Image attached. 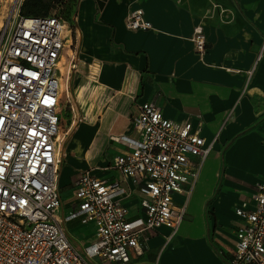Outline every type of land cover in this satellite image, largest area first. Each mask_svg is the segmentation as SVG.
Here are the masks:
<instances>
[{
  "label": "crops",
  "instance_id": "0c3cea01",
  "mask_svg": "<svg viewBox=\"0 0 264 264\" xmlns=\"http://www.w3.org/2000/svg\"><path fill=\"white\" fill-rule=\"evenodd\" d=\"M136 8L151 29L126 26ZM73 19L79 61L70 86L81 121L62 144V217L74 209L79 172L118 179L111 165L129 149L122 140L137 137L136 103L154 100L168 118L200 117L202 133L215 140L187 202L190 218L170 240L166 226L142 240L136 264H230L235 209L264 178V52L254 66L264 38V0H77ZM197 25L207 40L202 54L191 39ZM66 114L61 107L63 127ZM123 202L133 215L140 212L137 198ZM83 228L91 238L79 248L94 236L81 223L74 232Z\"/></svg>",
  "mask_w": 264,
  "mask_h": 264
},
{
  "label": "built area",
  "instance_id": "2783aa9c",
  "mask_svg": "<svg viewBox=\"0 0 264 264\" xmlns=\"http://www.w3.org/2000/svg\"><path fill=\"white\" fill-rule=\"evenodd\" d=\"M0 36V264H136L142 240L161 226L170 240L186 216L188 199L213 147L203 120L164 116L154 100L136 103V139L113 158L118 179L108 182L81 171L74 180L73 211L62 217L58 179L62 144L81 121L70 80L79 61L74 19L24 15ZM130 29H151L143 9L126 16ZM199 54L207 50L201 25L191 37ZM264 52V38L254 66ZM71 118L61 125V103ZM177 194L184 196L178 201ZM137 198L133 215L124 199ZM239 222L230 264H264V178L250 199L235 209ZM81 215L93 238L78 248L64 222ZM150 264H159L158 260Z\"/></svg>",
  "mask_w": 264,
  "mask_h": 264
},
{
  "label": "rangeland",
  "instance_id": "374dc122",
  "mask_svg": "<svg viewBox=\"0 0 264 264\" xmlns=\"http://www.w3.org/2000/svg\"><path fill=\"white\" fill-rule=\"evenodd\" d=\"M20 1L21 0H0V36L7 25L9 26L7 32H9L10 27L14 22ZM76 2L77 0H53L49 14L58 15L66 20L73 19ZM61 107L64 108L65 113H67L65 117L68 115V113H70L69 117L71 118L70 104L67 103L65 100H62ZM70 189L71 186H68L63 188L62 191L69 193ZM177 196H178V201H181L184 198L183 195L181 194H177ZM186 218H190V216H188V213L185 216V219ZM80 223H81V215L79 214L70 216L64 222V226L67 232L71 233L74 236L76 241L75 245L78 248L80 247L81 243L86 242L91 238V232L87 228H83L77 233L74 232V230L78 227ZM208 239L210 241V237ZM173 242L175 243V241Z\"/></svg>",
  "mask_w": 264,
  "mask_h": 264
},
{
  "label": "trees",
  "instance_id": "16d2710c",
  "mask_svg": "<svg viewBox=\"0 0 264 264\" xmlns=\"http://www.w3.org/2000/svg\"><path fill=\"white\" fill-rule=\"evenodd\" d=\"M52 3L53 0H23L20 11L24 15L45 16L50 13Z\"/></svg>",
  "mask_w": 264,
  "mask_h": 264
}]
</instances>
